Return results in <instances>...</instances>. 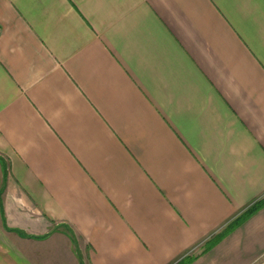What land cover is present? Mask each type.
Instances as JSON below:
<instances>
[{
	"label": "crops",
	"instance_id": "1",
	"mask_svg": "<svg viewBox=\"0 0 264 264\" xmlns=\"http://www.w3.org/2000/svg\"><path fill=\"white\" fill-rule=\"evenodd\" d=\"M186 262L264 264V0H0V264Z\"/></svg>",
	"mask_w": 264,
	"mask_h": 264
},
{
	"label": "trees",
	"instance_id": "2",
	"mask_svg": "<svg viewBox=\"0 0 264 264\" xmlns=\"http://www.w3.org/2000/svg\"><path fill=\"white\" fill-rule=\"evenodd\" d=\"M257 208H258V204L254 205L253 207H251V208L247 211L246 215L248 216V215L252 214L254 211L257 210Z\"/></svg>",
	"mask_w": 264,
	"mask_h": 264
},
{
	"label": "rangeland",
	"instance_id": "3",
	"mask_svg": "<svg viewBox=\"0 0 264 264\" xmlns=\"http://www.w3.org/2000/svg\"><path fill=\"white\" fill-rule=\"evenodd\" d=\"M197 252V251H196ZM193 253H195V252H193ZM186 264H188V262H186Z\"/></svg>",
	"mask_w": 264,
	"mask_h": 264
}]
</instances>
